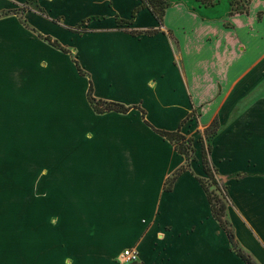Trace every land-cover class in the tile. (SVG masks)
I'll return each instance as SVG.
<instances>
[{
    "label": "crops",
    "instance_id": "1",
    "mask_svg": "<svg viewBox=\"0 0 264 264\" xmlns=\"http://www.w3.org/2000/svg\"><path fill=\"white\" fill-rule=\"evenodd\" d=\"M140 5L0 0V264H124L129 248L139 264H245L199 181L202 143L264 264V0L218 17L175 1L161 24ZM90 84L130 110L96 112ZM179 127L188 161L153 130Z\"/></svg>",
    "mask_w": 264,
    "mask_h": 264
},
{
    "label": "trees",
    "instance_id": "2",
    "mask_svg": "<svg viewBox=\"0 0 264 264\" xmlns=\"http://www.w3.org/2000/svg\"><path fill=\"white\" fill-rule=\"evenodd\" d=\"M141 5L136 8L133 13L132 17L135 16V14L141 9V8H147L150 13L154 16L156 21L161 24L163 21V16L165 14V10L168 7L165 0H140ZM83 21L78 28L80 29L81 26L84 25ZM119 25H121L122 21H117ZM127 23V22H126ZM156 29H148L144 32V34L152 35L156 33ZM130 33L135 34V31H130ZM46 40L51 43L53 46H56L63 50L64 52H68L65 48L60 47L59 44L52 42L50 38H46ZM78 71L82 74V70L79 68L78 63L76 60H74ZM87 98L93 109L98 112H105V111H116L120 113H127L130 110V107H126L123 104L115 103V102H106L102 100H96L92 96V88L91 84L88 88L87 92ZM218 128V124L216 121L212 122L207 128L204 129L205 135H212L215 134ZM155 132H157L159 135H161L164 139L168 140L173 144L176 151L183 155L185 159L188 161L191 158V154L193 152L192 142L193 138L186 137L180 132V127L175 131H165V130H159L153 128ZM210 153V146H205L204 143H202V164L203 169L205 171V174L207 175V179H199L203 189L205 190L208 201L211 207V213L212 216L219 222L222 229L225 231L227 238L230 242L231 249L245 262V264H259L237 241L235 238L234 231L230 225V223L225 218L226 209L230 205V198L229 194L227 192V186L223 185L219 179L217 178V171L215 168H213L208 161V155ZM184 170V167L179 169L177 172L173 174L170 178L167 179L165 182V190H170L172 187V184L177 177V175ZM209 182L213 185L219 187L222 193V197H219L218 195L214 194L213 191L209 188ZM134 264V263H132Z\"/></svg>",
    "mask_w": 264,
    "mask_h": 264
},
{
    "label": "rangeland",
    "instance_id": "3",
    "mask_svg": "<svg viewBox=\"0 0 264 264\" xmlns=\"http://www.w3.org/2000/svg\"><path fill=\"white\" fill-rule=\"evenodd\" d=\"M175 1H183V0H165L168 6L174 3ZM186 1H187V5L194 3L195 6L201 7V8L195 7V11H197L199 14L214 15L215 17H218L222 15L227 8L229 9V12L231 14L246 13L248 5L251 0H186ZM202 7H213V8L204 9ZM83 13L84 11H81V14ZM87 13L88 16L101 15V11L98 10V8L96 7L93 10L91 9V11H88ZM63 15L65 22H67L68 24L74 23L76 17L75 14L68 15L67 12H65ZM107 15L108 13L105 12L104 17H106ZM108 21H110V19H108ZM145 21L146 18L142 17L139 23H145ZM203 136L207 140L210 138V136L205 135L204 133ZM209 188L211 191H213L214 194L218 195L219 197H222L223 191H221L219 187L209 182ZM135 264H139V263H135Z\"/></svg>",
    "mask_w": 264,
    "mask_h": 264
},
{
    "label": "built area",
    "instance_id": "4",
    "mask_svg": "<svg viewBox=\"0 0 264 264\" xmlns=\"http://www.w3.org/2000/svg\"><path fill=\"white\" fill-rule=\"evenodd\" d=\"M122 262L124 264L139 263L138 252L132 248L124 250L122 253Z\"/></svg>",
    "mask_w": 264,
    "mask_h": 264
}]
</instances>
